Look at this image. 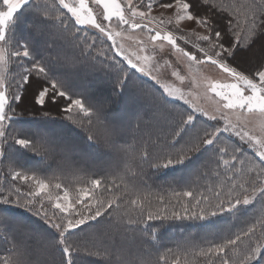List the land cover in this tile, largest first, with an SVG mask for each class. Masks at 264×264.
Wrapping results in <instances>:
<instances>
[{"label": "snow or ice", "instance_id": "snow-or-ice-1", "mask_svg": "<svg viewBox=\"0 0 264 264\" xmlns=\"http://www.w3.org/2000/svg\"><path fill=\"white\" fill-rule=\"evenodd\" d=\"M2 4L6 10H0V63H5L6 57L15 58L20 71L17 72L18 79L13 77L7 83L0 75V143L9 147L19 145L36 155L74 148V145L59 141L47 130L34 134L32 138H17L14 131H10L19 116L17 108L31 100L33 106L47 109L42 112L45 120L51 119L50 111L54 109L64 114L72 124L84 127L81 120L74 118L75 114L82 113L87 118L89 132L97 129L103 133L90 134L86 139L95 140L99 147L123 152L141 172L144 165L154 173L177 168L186 165L193 157L208 153L207 158L190 171V177L199 179L208 175L202 170L214 162L215 168L211 169L210 174L223 178L218 184L209 185L199 192L191 189V183L195 181L190 179L186 190H173L175 204L164 196H157L162 207L151 211L148 195L137 194L130 201L122 196L108 199L97 196L98 189L111 191L100 179H92L91 187L78 189V194L72 198L69 190L62 189L60 183L52 184L35 173L29 175L14 171L11 175L14 183L11 186L0 185V206L12 205L23 209L51 231H42L37 225L8 216L6 208L0 207V231L7 233L11 230L14 241L12 255L0 258V264H49L39 256L56 252L59 259H53L51 264H76L75 257L87 245L72 240V237L78 232L83 233L86 228H97L105 235L114 230L144 233L145 229L139 225L145 217L147 221H208L225 213L239 216L247 206L258 202L261 204L260 216L255 218V222L237 233L226 235L220 243H210L207 248H200L193 254L192 260L185 256L183 261V264H195V257L200 256L209 258V264H215L212 257L219 264H253L264 251V136L249 131L244 122L264 121V0H252L241 6L247 9L243 35L238 30L239 21L215 0H139V3H134V0H91V4L103 9L102 19H98L89 0H58L59 6L71 14L75 25L96 29L111 42L113 55L100 52L91 60L85 57L88 69L93 73L104 72L108 76L111 92L107 97L100 98H81L73 90L63 67L58 68L52 62L37 58L29 44H20L17 40L16 29L23 23L25 14L32 17L30 31H43L49 24V19L40 15V5L36 0H2ZM155 6L169 10L173 15L167 18L163 15L159 18L152 16ZM56 19L60 20V24H65L61 17ZM113 21L117 22L121 31L109 27ZM183 21H193L203 31L185 33L180 27ZM129 29L132 32L146 31L152 48L146 46L145 40L139 39L135 50L128 51L123 43L117 41V37L131 39ZM178 41H183L184 45L191 44L196 51L182 47ZM165 42L169 46V54H177L196 65L210 64L226 75V82H215L209 86V90L218 97L215 111L209 112L192 102L181 88L163 81L162 69H172L171 76L178 77L181 83L185 79L175 70L172 61L157 55V49L163 50ZM257 44L261 50L260 63L255 70L240 68L235 62L251 53ZM139 77H149L159 86V98L154 93L149 96L148 90L143 87L134 86ZM113 95L122 98L127 95L132 104L147 98L155 109L169 104L168 98L183 100L190 105L191 111H177L174 107L169 109L172 125L163 146L153 141L150 145L153 150H149V147H123L117 143V138L122 137L130 126L110 119L109 104ZM61 104L64 106L61 107ZM197 113L218 124L223 122V126L211 130L197 128ZM230 114H235V122ZM225 132L254 148L259 160L241 159L243 149L235 144L224 146L221 136ZM10 141L13 143L9 144ZM17 181L23 186V191L21 186L15 184ZM52 188L62 190V194L58 191L54 197L50 191ZM116 188L119 191L118 185ZM130 211H134L139 219L132 218ZM253 237L256 238L255 242ZM156 240L157 232L150 230L145 242ZM229 251L233 256H239L238 262L232 260ZM168 252H172V249H168ZM105 253L108 264H147L146 261L132 260L107 250ZM88 254L101 253L89 251ZM159 261L160 264H168L166 255H161ZM173 264H181L180 255L175 256Z\"/></svg>", "mask_w": 264, "mask_h": 264}, {"label": "trees", "instance_id": "trees-1", "mask_svg": "<svg viewBox=\"0 0 264 264\" xmlns=\"http://www.w3.org/2000/svg\"><path fill=\"white\" fill-rule=\"evenodd\" d=\"M215 2L220 4L222 7L227 8L228 11L231 12L233 16L239 21L240 29L238 30H240L243 35V29L246 26L244 13L247 11V9L241 6L251 3L252 0H215ZM36 3L40 5V15L46 16L49 19V24L46 28H44L43 31H30L29 28L32 25V17L25 14V16L22 17L23 23L16 29V38L19 43L29 44V46L35 50L37 58H43L57 66V61L53 59V56H55L53 49H55L54 46H56V50L63 53L65 52L68 57H71L72 59L79 62V64L73 63V72L78 71L79 73H87L88 68L86 65L88 64V61L85 60V57L88 56L89 60L92 59L93 56H89V52L93 46L97 44L96 40L92 39L94 37V33L84 26L75 25L71 14L68 13L66 9H63L61 6H59L58 0H36ZM134 3H139V0H135ZM0 5L5 8L1 1ZM56 17H61L64 19L65 24H60V20L56 19ZM183 31L185 33H191L184 29ZM48 34L54 36L53 40L50 41L51 47H48V45L43 47L37 46L39 41L45 38ZM189 38L194 39V37ZM93 41H95L94 44ZM60 43L65 46L63 51L60 46H58ZM66 43L69 45H66ZM70 43L72 44L70 45ZM178 43L190 51H196L194 48H192L191 44L184 45L183 41H178ZM66 47H68V50ZM257 50L259 52V58L257 57L253 59V61H251V63H249L246 68H243L242 66L243 63H246L244 62L245 59L243 57L238 58L235 63L239 64L240 68L244 70H255L256 65L260 63V46L257 47ZM102 52H106L109 56L111 54L109 47H104ZM7 60L10 76L8 75L6 83L11 81L13 77H17V72L20 71L15 58H7ZM66 63L70 64L69 62ZM209 65L210 64H204V66L208 67ZM197 66L200 69L192 68V74L196 79L201 80L207 76V73L202 65ZM98 73L103 76L104 72ZM77 75L74 73L71 79L73 80V77H76ZM91 77L93 79L98 78L95 73H93ZM69 82L71 83L73 90L79 93L81 98H85L86 92L83 86V81ZM205 82L207 83V80ZM134 86L143 87L144 89L148 90L149 96L154 93L155 96L159 98V88L147 78L139 77L135 80ZM145 104L152 107V105L149 103V99L147 98L140 99L135 104L126 102L125 105L122 98H116L111 104H109L110 114L117 108L120 109V107L122 108L125 106L129 109L133 107L140 108ZM63 106L64 104H61V107ZM173 107L177 111H190L184 104L174 100H169V104L159 109L160 116L158 118H152L150 112H141L140 116H136L133 119V123H138V125H141L140 121H147L151 123L153 129H155H148V127L143 128V125H141L142 127L132 134V137L134 136L133 139H135V137H140L138 138L140 143L136 142L134 147H149V150H153L150 147L152 143L151 141H155L160 144V146H163V141L167 137L172 125V117L171 124H168V127H163V117L161 115L163 114V109H166V111L169 113V109H172ZM37 109L38 111L36 110V107L33 106V104H24L23 106L17 108L19 116L10 131H14V134L17 138H32L35 132L46 130L45 126L42 124L56 123L62 127H65L71 134H74L81 139L80 143L77 142L76 153L79 157V160L76 161L78 162L77 168L72 173L56 172L55 174L52 172V169L47 168L43 163L46 161H52L50 158H53V161L56 159H58V161L61 160L59 158H62V156H59L58 153H55L53 156L50 152H47L43 155H36L31 150L20 148L19 145L9 147L8 144H4L2 149V157H4L5 162L3 164L4 171H7L6 165H9L8 169H10L12 172L19 171L30 174L35 173L37 176L52 181V184L60 183L62 185V189L66 188L69 190V194H74V189L78 187H91L90 182L92 179H100L105 182L106 186L112 184L114 188H111V191H104L103 188L98 189L96 193L97 196H100L104 199L112 198L114 196H122L126 201H130L131 199L136 198L137 194L141 196L148 195L149 199L151 200V211H156L162 207V205L159 204L156 199L157 196H164L166 197V200H171L172 204H175L176 201L175 197L173 196V190H186V187H189L190 179L195 181L197 184H199L202 179L199 178L196 180L194 176L189 177L191 166L194 163L193 159L187 162L184 166L161 170L159 173H154L152 169H150L147 165H144L143 172H141L140 168L137 167L129 157H126L123 152H121L120 157H118L117 152L111 149L112 154L114 153V158H112L107 164L99 165V163L95 162L96 159L94 158V155L98 152H104L106 148L99 147L95 140L88 141L86 137L90 134H102L97 129H93L92 132L88 131L87 118L84 117L82 113L75 114L74 118L81 120L84 127H81L79 124H72L65 118L64 114L58 113L54 109L50 111L51 119L45 120L42 118V112L47 109H40L38 107ZM154 110L156 111L155 108ZM196 115L197 119L195 121V125H199L200 128H208L211 130L213 127H221V124H218L217 121L209 120L198 113ZM23 123H27L29 126L32 125V130H24L22 128ZM156 128H158V130ZM124 135L122 137H118L117 141L122 139ZM158 137L159 140L157 139ZM221 140L223 141V144H235L242 148L244 156H246V154L250 155L251 153L245 143L239 141L237 138L227 133L222 134ZM11 143L13 142L10 141L9 144ZM64 154L65 152H62V155ZM116 158L117 161L115 162ZM102 159L103 157L99 158L98 161H102ZM23 161H25L26 164H23ZM61 161H64V159ZM67 168L69 169V166H67ZM213 168H215V163L210 162L206 168L207 173L209 174L205 175L203 178V184L206 187L209 185L218 184L219 180L222 178H217L210 174L211 169ZM220 170L223 171V168L221 167ZM48 175L54 176L49 177ZM194 183H191V186ZM169 184H171V187H169ZM116 185L119 186V191H117ZM57 191L61 192L62 190ZM128 207L129 209L131 208L130 205ZM3 208H6V215L8 216L23 220L24 223L29 225H37L42 231H51L48 229V226L43 225V223L39 221L37 217L31 216L30 213H26L25 211L17 209L12 205H3ZM169 210H171V206H169ZM129 214L132 216V218L139 219L134 211H130ZM244 216L247 217L244 222H236L231 226H228V222L230 220H235ZM259 216L260 215L258 212L252 210L250 207L247 210L244 209V211L239 216H232L231 214L225 213L223 216H218L208 221H147L145 217L143 222L139 225V227L145 229L144 233L137 231L120 232L114 230L110 234L105 235L102 234L101 231H98L97 228H86L83 233L78 232L76 236L72 237V240L77 241L82 245H87L86 248L82 247L81 252L75 257L76 264H80L79 260H83L82 264H108L105 250H107V252L119 254L132 260H143L146 261L147 264H160L159 257L161 255H166L168 258V264H173L175 256L180 255L181 264H183L185 256H187L189 260H192L193 254L198 252L200 248H207L210 243L222 242L226 235L239 232L241 229L247 227L249 223L255 222V218ZM150 230H155L157 232V240L152 243H146L145 239L147 238V233ZM11 244V248L8 249L6 244L1 242L0 258L12 255L14 250L13 239H11ZM32 247L35 248L36 245L33 244ZM168 249H172V252H168ZM89 251L93 253L100 252L101 254L89 255ZM44 254L45 253L39 256L41 260H45V257L43 256ZM47 254L49 255V259H51V261L53 259H59L58 252ZM228 255L232 257L233 261L238 262V255L233 256L231 251H229ZM263 255L264 251H262L261 256L258 257L257 260L253 261V264H261V257ZM211 260L215 261V264H219V261L216 260L215 257H212ZM195 264H209V258L197 256L195 257Z\"/></svg>", "mask_w": 264, "mask_h": 264}, {"label": "rangeland", "instance_id": "rangeland-1", "mask_svg": "<svg viewBox=\"0 0 264 264\" xmlns=\"http://www.w3.org/2000/svg\"><path fill=\"white\" fill-rule=\"evenodd\" d=\"M135 1V0H134ZM90 6L93 8L94 12L97 14L98 19H102V12L103 9L97 5L91 4V0H89ZM0 10H6V8H3L0 5ZM152 16H155L157 18H159L161 15H163L165 18H167L169 15H173V12H170L169 10L166 9H162L158 6L153 7L152 9ZM86 28H88L89 30L92 31V33H94V37L92 39H95L97 44L95 46H93V48L91 49V51L89 53H91V56L96 57L98 56V54L100 52H102V49L104 47H109L110 48V56L113 55V50L111 49L110 45L111 42L107 40V38L99 33L98 30L93 29L91 27H87L84 26ZM109 27H111L114 31H121V28L119 27V25L117 24L116 21H113L111 25H109ZM127 26H125L126 28ZM182 29L188 31V32H202L203 29H201L198 25H196L193 21H183L181 26ZM128 32L131 34L132 38L131 39H121V37H117V41L121 42L125 45V48L128 49V51H133L135 50L137 44L136 42L139 39H143L146 42V46L151 49L152 45L148 40V33L145 32H141L140 30H136L135 32H132L130 29L128 30ZM54 36L53 35H47L45 38H43L42 40L39 41V43L37 44V46L39 47H43L48 45V47L50 46V41L53 40ZM72 43H70L71 45ZM66 45H69L68 43H66ZM58 46H60V48L63 49L65 48V46H63V44H59ZM259 46V44H257L251 53H248L247 55L243 56V58L245 59L242 66L243 68H246V66L251 63L250 62V58L251 61H253V59L255 58H259V52L257 50V47ZM55 49H53L54 51V55L53 59L57 61V67H63V69L67 72V77L69 79V81L71 82H80L83 81V86L85 89V98H100V97H107L109 95V93L111 92V86L108 80V76L103 73V76L100 75L98 72L95 73L96 76H98V78H92L91 76L93 75V72L88 69L87 73H79L78 71L73 72V63L74 64H79L78 61L72 59L71 57H68L66 55V53L61 52L56 50V46H54ZM66 49L68 50V47H66ZM170 53V49L169 46L166 44L165 42V47L163 50H159L157 49V55L160 57H163V59L165 60H170L172 61V64L175 68L176 71L179 72L180 76H184L185 79L183 81V83H181V81L179 80L178 77H173L171 76V71L172 69H167L161 70L162 73V77H163V81L167 82L169 84L174 85L175 87L181 88L186 96L194 103L200 105L201 107L206 108L209 112H213L215 111L216 108V102L218 100V97H216L210 90H209V86L212 83L215 82H226V75L224 73H222L219 69H217L215 66H204V69L207 73V76H205L204 78L200 79H196L194 77V75L192 74L193 70L192 68H199L196 64L191 63L189 61H187L186 58H183L181 56H178L177 54H169ZM52 59V60H53ZM100 59H103V57H100ZM117 59H119V57H117ZM6 62L5 63H0V75H2L5 79V83L6 80L8 78L9 74V69H8V60L7 57L5 58ZM66 62H69L70 64H67ZM59 63V64H58ZM162 63V61H161ZM63 64V65H62ZM126 66V65H125ZM200 69V68H199ZM203 69V70H204ZM78 74L76 77L72 78L73 74ZM71 76V77H70ZM147 78L148 80L152 81L149 77H144ZM207 80V83L205 82ZM154 83V81H152ZM157 86V85H156ZM159 88V86H157ZM76 92V91H75ZM116 98H122L119 96H112V100L110 102V104L113 102L114 99ZM123 103L125 105L126 102H129L127 95H125L123 98ZM168 100H174L172 98H168ZM177 102H180L182 104H184L187 109H189L191 111V107L189 104H185L183 100H174ZM25 105H32L30 100L25 102ZM36 110L38 111L37 107L39 108V106H35ZM142 113H151V117L152 118H158L160 116V112L159 109H156V111L154 110L153 107L145 104L142 107H133L131 109L127 108V107H120V109H116L114 112H112L110 114V119L115 120V121H122L124 124L129 125V130L125 133L124 137L122 139H120L119 141H117V143L120 146L123 147H128V146H135V143L138 142L140 143V140L138 138L140 137H135V139H133L132 134L137 131L140 127H142L141 125H143V128L148 127V129H153V126L151 123L147 122V121H140L141 125H138V123H133V119L136 116H140ZM163 117V127H168V124H171V116L169 115V113L166 111V109H163V114L161 115ZM202 116V115H201ZM205 117V116H203ZM207 118V117H205ZM230 118L233 119V121L235 122V114H230ZM208 119V118H207ZM155 120V119H154ZM45 123V122H43ZM245 127L251 131L254 132L257 135H261L264 136V131H262V126H264V121L261 120H252L251 122H247L245 121ZM220 126H223V122H220ZM31 125V124H30ZM43 126H46V130L49 131L50 133H52L59 141L63 142V143H67L70 145H74V148L68 151H60V150H55V151H50L51 155L53 156L55 153H58V155L62 156V158L60 157L59 159L64 161H61L58 159H56L55 161H53V158H50L52 161H46L43 164H45V166L47 168L52 169V172H54L56 174L61 172V173H65V172H69L72 173L73 171H75V169L77 168V164L78 162H76L77 160H79V157L77 156V142L80 143L81 139L78 138L77 136H75L74 134H71L65 127H62L56 123L52 124V123H45L42 124ZM32 126V125H31ZM29 126V124L27 123H23L22 128L24 130H32V127ZM197 128H200L199 125L196 124ZM158 130V128H156ZM151 130V131H152ZM102 133V130H99ZM140 132V131H139ZM38 132H35V134ZM227 133V132H225ZM229 134V133H227ZM230 135V134H229ZM235 137V136H233ZM236 138V137H235ZM138 139V140H137ZM238 139V138H237ZM120 142V143H119ZM128 142V143H127ZM153 142V141H151ZM224 146L229 145V144H223ZM247 145V144H246ZM4 147L3 143H0V153H2V149ZM249 151L251 152L250 155L241 156V159H245V160H250V159H255V160H259L258 157L255 156V149L250 147L249 145H247ZM62 152H65L64 155H62ZM117 152V156L120 157V151H116ZM112 150L106 148V150L104 152H98L94 155V158L96 159V163L100 164H107L111 161L114 155V153L112 154ZM3 154H0V185H9L11 186L14 182L11 181V175H12V171H10L9 165H6L7 167V171L3 170V164L4 162V157H2ZM208 156V153H205L202 156H197V157H193L194 163L191 166L190 171L199 166V164L201 162H203ZM103 157L102 161H98L99 158ZM70 159V160H69ZM117 161V158L115 159V162ZM80 162V161H79ZM66 163V165H65ZM212 163V162H211ZM23 164H26L25 161H23ZM67 166H69V169L67 168ZM239 167V165H237ZM203 172L207 173V169H203ZM29 175H32L30 173H27ZM49 177H53L54 175H48ZM41 179H45L43 177L38 176ZM189 177H190V172H189ZM203 178L202 177L201 181L199 182V184H197L196 182L191 186V189L194 191H203L204 188L206 187L203 184ZM223 178V177H222ZM221 178V179H222ZM195 179L197 180V178L195 177ZM48 180V179H45ZM52 182V181H51ZM53 183V182H52ZM15 184H17L18 186L22 187V191L24 190L23 186L19 184V181L15 182ZM108 187L110 188H114V186H112V184H110ZM80 188H84V187H78L76 189H74V194H69L70 197L75 198V196L78 194V189ZM188 188V187H186ZM50 191L52 192L53 196L55 197V195L57 194V190L55 188L50 189ZM62 194V191L60 192ZM0 207H3L0 206ZM251 207L252 210L258 212V214L260 215V208H261V204L258 202H254L253 204L247 206L245 209H249ZM20 209V208H17ZM23 210V209H21ZM24 211V210H23ZM27 213V212H26ZM247 219V217H239L235 220H230L228 222V226H231L234 223H242ZM9 233H5L3 231H0V244L1 242H4V244H6L7 248L10 249L11 248V239H12V232L11 230L8 231ZM257 236H259V229L257 230ZM255 237H253V242H255ZM33 246V245H32ZM45 258V260H47L49 262V264H51V259H49V255L47 253H45L43 255ZM1 257V256H0ZM3 257V255H2ZM79 263L82 264L83 260H79ZM261 264H264V255L261 257Z\"/></svg>", "mask_w": 264, "mask_h": 264}, {"label": "crops", "instance_id": "crops-1", "mask_svg": "<svg viewBox=\"0 0 264 264\" xmlns=\"http://www.w3.org/2000/svg\"><path fill=\"white\" fill-rule=\"evenodd\" d=\"M2 2V0H0Z\"/></svg>", "mask_w": 264, "mask_h": 264}]
</instances>
